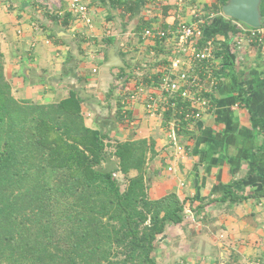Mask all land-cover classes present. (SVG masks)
<instances>
[{
	"label": "crops",
	"instance_id": "crops-1",
	"mask_svg": "<svg viewBox=\"0 0 264 264\" xmlns=\"http://www.w3.org/2000/svg\"><path fill=\"white\" fill-rule=\"evenodd\" d=\"M126 1L82 0L93 18L88 27L71 11V0H0V45L13 95L50 104L74 90L84 99L89 127L118 140L154 139L150 197L174 192L186 202L183 221L157 238V264H264V48L237 45L245 25L224 15L220 0ZM44 13L65 19V26ZM198 15L212 20L219 81L208 91L211 107L203 117L181 124L188 150L174 159L164 118L147 112L143 96H128L141 82L156 84L170 60L169 45L144 39V30ZM111 55L123 65H111ZM111 85L131 110L130 122H117L115 100L111 109L102 102ZM234 182L240 199L224 200Z\"/></svg>",
	"mask_w": 264,
	"mask_h": 264
},
{
	"label": "trees",
	"instance_id": "trees-1",
	"mask_svg": "<svg viewBox=\"0 0 264 264\" xmlns=\"http://www.w3.org/2000/svg\"><path fill=\"white\" fill-rule=\"evenodd\" d=\"M261 13L264 24V0ZM211 21L203 25L204 41L213 38ZM116 89L111 85L102 102L111 109L115 100L117 122H130L131 110ZM83 103L74 90L56 103L18 100L0 45V264H157L158 236L183 221L186 202L176 193L149 195L154 139L118 140L89 127ZM164 116L169 119L171 112ZM108 155L119 168L105 173L100 169ZM234 184L224 200L240 199Z\"/></svg>",
	"mask_w": 264,
	"mask_h": 264
},
{
	"label": "built area",
	"instance_id": "built-area-1",
	"mask_svg": "<svg viewBox=\"0 0 264 264\" xmlns=\"http://www.w3.org/2000/svg\"><path fill=\"white\" fill-rule=\"evenodd\" d=\"M166 1L157 0L159 4ZM182 1L177 0V4L180 5ZM70 9L88 27H92L93 18L87 4L82 0H71ZM205 23L206 19L198 15L192 22L147 28L142 34L144 39L169 45L170 60L155 85L139 83L128 99L135 100L143 96L147 112L164 118V128L168 143L173 148L174 159H179L188 150L180 140L181 122L203 117L204 112L211 107L208 91L215 88L219 81L215 64V40H203ZM46 42L50 41L47 39ZM243 44L264 48V24L259 28L242 27L237 36V45ZM124 104H127L126 101ZM168 111L171 117L166 119L164 115ZM168 171L173 172L174 167L169 166Z\"/></svg>",
	"mask_w": 264,
	"mask_h": 264
},
{
	"label": "water",
	"instance_id": "water-1",
	"mask_svg": "<svg viewBox=\"0 0 264 264\" xmlns=\"http://www.w3.org/2000/svg\"><path fill=\"white\" fill-rule=\"evenodd\" d=\"M262 0H227L222 5V13L233 18L249 27L259 28L263 25V15L261 13ZM111 65H123L120 57L111 55ZM91 98V95H87ZM117 159H112L109 155L106 157V163L100 169L102 172H111L119 168Z\"/></svg>",
	"mask_w": 264,
	"mask_h": 264
},
{
	"label": "rangeland",
	"instance_id": "rangeland-1",
	"mask_svg": "<svg viewBox=\"0 0 264 264\" xmlns=\"http://www.w3.org/2000/svg\"><path fill=\"white\" fill-rule=\"evenodd\" d=\"M169 146H171V145L169 144ZM164 167H166V165ZM116 176L122 181V177L123 176L121 174H116ZM122 187H125V182L124 181H122Z\"/></svg>",
	"mask_w": 264,
	"mask_h": 264
}]
</instances>
